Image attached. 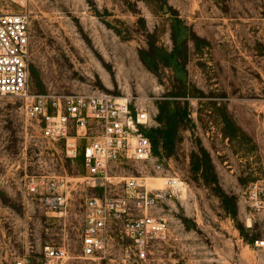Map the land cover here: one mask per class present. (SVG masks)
<instances>
[{
    "label": "rangeland",
    "instance_id": "374dc122",
    "mask_svg": "<svg viewBox=\"0 0 264 264\" xmlns=\"http://www.w3.org/2000/svg\"><path fill=\"white\" fill-rule=\"evenodd\" d=\"M31 13L33 91L130 97L151 116L153 153L129 175L149 195L181 181L177 198L142 202L169 237L136 264H264V0H31ZM26 107L0 95V264H131L117 246L82 255V158L47 142ZM39 179L66 193L62 213L29 193ZM45 244L66 256L47 260Z\"/></svg>",
    "mask_w": 264,
    "mask_h": 264
},
{
    "label": "built area",
    "instance_id": "2783aa9c",
    "mask_svg": "<svg viewBox=\"0 0 264 264\" xmlns=\"http://www.w3.org/2000/svg\"><path fill=\"white\" fill-rule=\"evenodd\" d=\"M31 18V0H0V95L25 99L27 115L38 122L43 138L57 144L68 157L81 156L85 184L91 190L83 203L82 255L103 259L117 246L123 261H146L155 246L168 239L169 224L152 211L143 213L142 202L152 207L181 193V181L176 176L167 177L163 189L149 195L140 181L144 177L129 175L130 166L145 164L153 153L151 116L130 97L105 92L66 96L34 92ZM119 177L124 180L121 186L109 180ZM57 188L53 179L28 184L29 193L40 192L44 205L62 213L68 199L66 193L56 192ZM262 193L261 184L251 186L254 201L258 202ZM129 198L136 202L131 204ZM255 244L264 248V238H257ZM43 252L49 260L65 257L67 250L45 244ZM15 264L29 263L18 257Z\"/></svg>",
    "mask_w": 264,
    "mask_h": 264
},
{
    "label": "bare ground",
    "instance_id": "6f19581e",
    "mask_svg": "<svg viewBox=\"0 0 264 264\" xmlns=\"http://www.w3.org/2000/svg\"><path fill=\"white\" fill-rule=\"evenodd\" d=\"M164 179L162 177H158L152 181L153 188H160L163 185Z\"/></svg>",
    "mask_w": 264,
    "mask_h": 264
}]
</instances>
